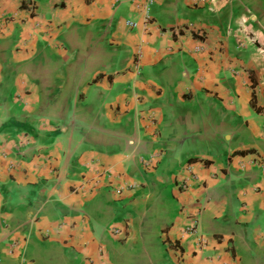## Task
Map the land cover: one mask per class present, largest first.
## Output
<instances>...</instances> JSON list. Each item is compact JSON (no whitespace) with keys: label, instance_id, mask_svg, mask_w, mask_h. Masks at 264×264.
I'll return each instance as SVG.
<instances>
[{"label":"crops","instance_id":"crops-1","mask_svg":"<svg viewBox=\"0 0 264 264\" xmlns=\"http://www.w3.org/2000/svg\"><path fill=\"white\" fill-rule=\"evenodd\" d=\"M138 4L0 0V264H264V0Z\"/></svg>","mask_w":264,"mask_h":264},{"label":"built area","instance_id":"built-area-1","mask_svg":"<svg viewBox=\"0 0 264 264\" xmlns=\"http://www.w3.org/2000/svg\"><path fill=\"white\" fill-rule=\"evenodd\" d=\"M154 0H139L138 8L139 11L141 12L143 16L144 22H147L148 19L150 18L149 15V7L153 3ZM200 2H203L205 0H199ZM131 26H133L135 23L134 22H128ZM196 231V226H195V220L193 219L191 226L189 227V232L195 233ZM197 244H203L205 243L203 237L201 235H197ZM29 264V263H28Z\"/></svg>","mask_w":264,"mask_h":264}]
</instances>
